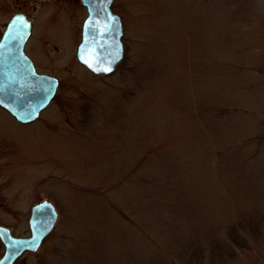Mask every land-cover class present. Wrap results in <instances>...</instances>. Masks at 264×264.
I'll return each instance as SVG.
<instances>
[{"label":"rangeland","instance_id":"obj_1","mask_svg":"<svg viewBox=\"0 0 264 264\" xmlns=\"http://www.w3.org/2000/svg\"><path fill=\"white\" fill-rule=\"evenodd\" d=\"M61 5L72 31L60 12L47 58L30 47L50 104L28 123L0 108V224L29 234L43 198L59 213L13 264H264V0H114L109 75L76 58L85 7Z\"/></svg>","mask_w":264,"mask_h":264},{"label":"water","instance_id":"obj_2","mask_svg":"<svg viewBox=\"0 0 264 264\" xmlns=\"http://www.w3.org/2000/svg\"><path fill=\"white\" fill-rule=\"evenodd\" d=\"M87 8L83 20L81 39L76 47L78 61L95 74H109L123 58L124 46L120 16L110 9L112 0H82ZM18 13L13 16L2 40L0 41V62L6 54V47L14 44L19 48L17 61L25 58L23 43L29 33L25 30L14 31L15 23H22ZM15 56V55H14ZM15 60H9V66H0V105L9 111L21 123L31 122L50 102L56 92V77L38 73L31 60L29 66H13ZM22 63V62H21ZM105 69H108L107 71ZM57 211L47 199L36 202L31 207L29 217V236H14L7 227L0 225V238L5 250L0 264H12L24 250H36L43 238L53 228Z\"/></svg>","mask_w":264,"mask_h":264},{"label":"flooded vegetation","instance_id":"obj_3","mask_svg":"<svg viewBox=\"0 0 264 264\" xmlns=\"http://www.w3.org/2000/svg\"><path fill=\"white\" fill-rule=\"evenodd\" d=\"M64 1L65 0H46V2H45V0H37V2L34 3V5H33V8H35V9L40 7V9H38L39 10V17L37 18L33 14H31L30 12L28 13L29 10H27V9L16 8V7H18V5L17 6L15 5V0H0V41L2 40L6 30L8 29V25L11 23L13 16L18 14V13L23 14L21 16L22 23H18V24L15 23V24L11 25V28H13V26L15 25L14 31H19V30H25V28L27 26L29 27V33H28V35H27V37L23 43V46H22V51L26 56L25 58H21L22 63L17 61L18 57L16 55L19 52V48L15 47L14 46L15 43H14V44L8 45L6 47V54L7 55H4L3 59H7V61L0 62V66H9L10 65L9 60H12V59L15 60L13 66H29V63L27 61L31 60L32 65L35 66L37 69L38 65L32 57L30 47L33 45L32 49L36 50L40 54L42 59H45V57L49 54V49H47V46L45 43L48 42V38L51 37L50 26L59 22L58 16H59L60 12H61V15L62 14L64 15V18L67 16L69 26H70L71 31H72V25L74 24V21H75V19H73V18H75V14H74V11L71 9V7H69L70 10L66 11V9L64 8V10L61 11V6H62L61 3ZM68 1L77 2L78 0H68ZM79 1H80V6H83L81 0H79ZM49 4H51V8H47V7H49ZM112 4L110 7L113 11H115L113 9ZM13 5H15V6H13ZM20 7H22V6H20ZM45 8H47V9H45ZM41 12L44 15H42ZM40 13H41V15H40ZM82 21L83 20H81V22H80L79 34L81 33ZM19 33H20V31H19ZM56 48H57V46H56ZM0 59H2V58H0ZM38 71L44 72L41 70H38ZM0 108H1V106H0ZM6 112L8 115L12 116L8 111H6ZM39 200H37V201H39ZM34 202H36V201H34ZM32 204H31V206H32ZM31 206H30V209H31ZM5 226L10 228V231L12 234L19 235L16 232H14L13 228L10 227L9 225L6 224ZM26 226H27V224H26ZM25 235H28V234H25ZM0 248H1V243H0ZM3 251H4V246H3ZM3 251L0 253V256L3 253ZM24 252H26V251H24Z\"/></svg>","mask_w":264,"mask_h":264},{"label":"trees","instance_id":"obj_4","mask_svg":"<svg viewBox=\"0 0 264 264\" xmlns=\"http://www.w3.org/2000/svg\"><path fill=\"white\" fill-rule=\"evenodd\" d=\"M253 230H254V229H253ZM236 232H237L236 227H231V228L228 230V233H229V234H228V238L230 239V242H231V243H232V242H234V243H237V242H238V241H237V237H236V235H237ZM209 246H210V247H209L210 251L213 252V253H216V248H217L219 245L211 243ZM202 252H203V248L200 247V245H197V246H195V250H194L192 253H193V255L200 257V255L202 254Z\"/></svg>","mask_w":264,"mask_h":264},{"label":"snow or ice","instance_id":"obj_5","mask_svg":"<svg viewBox=\"0 0 264 264\" xmlns=\"http://www.w3.org/2000/svg\"><path fill=\"white\" fill-rule=\"evenodd\" d=\"M106 71L108 70V69H105Z\"/></svg>","mask_w":264,"mask_h":264}]
</instances>
